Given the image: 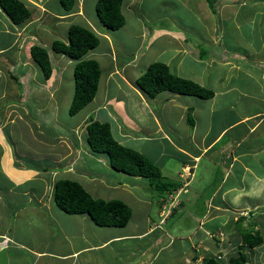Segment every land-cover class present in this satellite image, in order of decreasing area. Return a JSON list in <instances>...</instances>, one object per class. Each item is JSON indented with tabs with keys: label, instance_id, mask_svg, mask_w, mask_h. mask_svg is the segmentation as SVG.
<instances>
[{
	"label": "crops",
	"instance_id": "0c3cea01",
	"mask_svg": "<svg viewBox=\"0 0 264 264\" xmlns=\"http://www.w3.org/2000/svg\"><path fill=\"white\" fill-rule=\"evenodd\" d=\"M23 1L31 10L30 17L23 23H13L0 8V264H85L88 261L89 264H131L135 261L155 264L158 256L163 251L167 254L173 243L181 249L172 257L167 254L168 258L162 264H176L177 261V264H204L210 257L219 260V264H226L240 249L241 231L246 230V225L252 226L251 229L263 237L262 243L247 248L250 262L264 263V0H238L239 3L223 0L216 13L211 11L218 18L217 27L214 24L210 27V30L215 29L213 33H219L218 24L224 18L227 19L224 23L234 25L236 29L254 25V30L251 27L239 35L244 36V47L250 48L249 52H244L241 61L220 60L226 66L225 76L209 98L170 90L149 98L140 91L135 83L139 65L134 59L119 64L121 59L115 49V39H119L102 24L99 26L94 15L97 0H75L70 12L62 7L54 11L49 3L53 0ZM141 2L124 0L122 13L135 4L142 7ZM149 4L158 3L149 0ZM208 6L207 0H201L195 10ZM228 7L232 9L228 10ZM165 14L169 16V13ZM39 16L40 20L35 21ZM48 17L52 19L46 21ZM159 17L160 14L154 18L159 20ZM63 19L87 26L100 36L99 44L84 57H94L97 61L100 56L106 57L104 65L110 64L103 71L106 81L110 75H117L134 91L139 105H146L150 115L141 140L147 142L141 143L144 149L136 150L157 164L165 179L177 182V189L159 193L146 177L116 171L107 164L108 159L94 157V152H88V145L82 146L89 153L86 154L88 159L103 162L106 168L97 166L102 168L98 170L100 174H90L84 168L75 170V165L86 163L79 158L78 145L61 135H54L60 136L58 139L49 137L48 140L43 133L37 139L31 135L30 110L20 99L21 95L29 97L27 102L40 107V117L33 111L31 116L35 118L34 127L39 129L43 124L49 126L51 123L53 117L49 114H55L57 110L55 98H62V78L64 71L69 69V103L72 98L74 61L67 59L71 60L72 67L65 69L68 62H61V56L56 54L53 61L62 65L58 66V73L52 70L44 82L36 80L40 87L27 85L23 92H20L19 84V77L25 83L27 79L34 80L30 46L37 42L45 49V44L51 46L52 41L42 37L40 27L49 26L52 34L58 35L61 32L59 24H64L65 30L68 27ZM144 30L145 34H139L146 40L147 26ZM150 34L151 30L149 39L152 38ZM217 38L220 40V35L211 37L213 46L217 44ZM62 40L66 41L67 37ZM175 49L176 52L197 54L187 42ZM13 62L22 66L15 73L11 69ZM98 63L102 73V64ZM147 66L144 62L142 71ZM97 95L100 99L94 101ZM95 96L76 112L88 116L83 121L84 128L90 119L98 120L94 116H98V111L105 109V102L109 101L99 86ZM110 100L113 102L114 98ZM153 102L162 112L154 113V108L150 107ZM173 105L181 111L177 117L176 113L170 112ZM189 109L193 125L186 120ZM28 121L31 122L30 129ZM81 131L76 132V140L82 141ZM16 137L19 140L13 143L11 138ZM84 141L87 144L86 128ZM206 154L209 162L204 164ZM37 156L44 159L35 161ZM169 159L176 162L170 163ZM59 178L79 182L94 197L120 199L126 203L131 208L126 225H98L87 213L71 214L59 208L53 198L54 183ZM174 226L187 227L184 231L187 235L180 236L179 228L173 229ZM178 239L180 242H176ZM186 240L191 242L186 245ZM102 255L104 257L100 258ZM88 256L94 259L90 260Z\"/></svg>",
	"mask_w": 264,
	"mask_h": 264
},
{
	"label": "rangeland",
	"instance_id": "374dc122",
	"mask_svg": "<svg viewBox=\"0 0 264 264\" xmlns=\"http://www.w3.org/2000/svg\"><path fill=\"white\" fill-rule=\"evenodd\" d=\"M53 1L54 2H49V3L52 4L54 11L61 10L60 3L57 0H53ZM200 1L201 0H197V2L196 0H186V1L157 0L158 3L157 5H150L149 0H142L140 4V6L143 5L142 7H139L138 4H135L133 7L129 8L128 10L125 8L124 9L125 24H126L125 27L123 25L116 30L107 29L110 34H115L119 39V41L115 39L116 53L118 57L121 59L118 60L119 64L125 63L129 59L136 60V62L139 65V68L137 69L135 75L137 74L140 75L143 72L142 65L144 62H147V64H149L153 61H158V60L164 62L168 61L167 64L169 65L173 73H175L176 75L196 81L200 85L210 88L212 90L218 88L220 85L219 80L225 76L224 70L226 69L225 63L221 62L220 60L229 59L230 61L235 62V60L237 59L240 60V58L244 56V52H249L250 50V48L247 45L244 47V43H243L244 38H240V40L236 38L233 41V44H235V46L232 47L228 52H226V55L223 54L225 53V50L228 49V47L224 46V42L232 38V37L227 38L226 36L223 37V33L225 32V33H230V35H233V33L235 32L234 30H237L238 32L242 33L243 30L250 29L251 27L253 28L254 25L253 26L242 25V26H238V29H236V26L234 25L229 26L228 24H226L224 25L225 27H223L224 31L220 28L219 33L216 32L213 33L215 29L210 30V27L212 24H214L217 27V23H218L217 14H213L211 12V9H209L210 6L200 11L195 10V6L197 7ZM222 1L223 0H216V1L213 0L212 4L216 9H218L219 3H221ZM236 1L237 3H239L238 0ZM152 3L154 4L155 1H152ZM207 5H209L208 2ZM227 9L230 10L232 8L228 7ZM165 13H169V16H166ZM159 14H160L159 20L158 18H154ZM94 15L97 17L95 6H94ZM145 15L149 16V18L146 17ZM40 17L41 16H39L38 19H35V21H39ZM51 19L52 18L48 17L46 18V21H50ZM63 20L66 21L67 25L72 23V22L69 23L68 19H63ZM224 20L226 21L227 19L224 18ZM97 21L99 22V26H101L98 17H97ZM145 26H147L149 30L146 34L147 37L146 40L142 39L139 34L145 31L144 30ZM221 26L223 25H218V27ZM45 27L41 26L40 28H42L41 30L42 37L46 41L50 42L53 41L54 39L62 40L63 38L67 37V30H65L64 24H59V28L61 32L58 35L52 34L51 27L49 26H45ZM150 30H151L150 35L152 36L151 39H149L148 37ZM214 35H220V40L219 38H217L218 39L216 41L217 44L213 46L211 37L213 38ZM147 41H149L150 44ZM183 42L189 43L197 54L191 55L190 54L191 52L190 53L176 52L175 48H178V46L181 45V43ZM117 43L119 44L118 47L116 46ZM35 44H38V42ZM256 45H261V44L256 43ZM45 46L49 55L52 70L54 72L58 73L57 71L58 66L59 65L60 67L62 66L61 64H58L56 61H53V55L55 54L57 56H61L62 58V60H60L61 62L63 61L68 62V65L65 69H69L72 67L71 60H67L70 59L69 57H67L64 54L53 51L50 44H45ZM162 50H164L163 53L161 52ZM199 52L200 54L198 55ZM106 59L107 58L103 56L99 57L98 62L102 64V73L100 74L98 86L101 88L105 96L109 98V101L105 102L107 105L105 106V109H101L100 111H98L97 114L99 115L94 116V118H98L99 121L100 120L106 121L110 124L112 135L118 141L119 144L134 148L135 150L144 149L141 143L146 144L147 141L141 140V138L144 136L145 133L144 129L149 122V117H148V115H150L148 113L149 110L148 108L146 109V105L142 103H140L139 105L138 103L139 101L136 98L134 91L128 88L123 81L119 80V77L117 75L115 74L110 75L111 77L108 78V81H106L105 78L106 73L103 74V71L107 69L106 66L110 67V64L104 65ZM33 64L35 68L34 80L27 79V83H25L24 82L25 80L23 81V79L19 77V84L21 86L20 92L21 91L23 92L25 87L31 85H34V87L36 88L40 87V85H37L36 80H39L40 82H44V77L38 64H36V62L34 61ZM19 66L21 65L18 62H13L11 64L12 71L14 73L18 71ZM70 76H71L70 69L65 70L64 77L62 78V85H63L62 91L61 92L59 91L61 93L62 98L58 96L55 98L56 100L54 103V107L57 108V110L56 112L54 111L55 114L52 112L49 114L53 117L49 126L43 124L40 129L34 127V123L36 122H35V118L31 117L32 111L34 112L36 117H40L41 112H38L40 107L37 106L36 104L33 105L30 102H27L29 100V97L26 98L24 95L20 96V99L25 101L26 107L30 110L29 112L27 111L29 114L28 117L29 119H31L33 124L30 132L35 139H37V136L42 133L44 134V138L47 140L49 137H54L56 139L60 137L54 135L65 136L70 143L73 142L74 143L73 145L76 144L80 147L79 158L84 160V162H86L84 164L79 163L75 165L74 169L78 170L80 168H84L87 169L90 174H94V173L100 174L101 172L98 170L100 169L102 170V168L104 169L106 168L103 162H95L93 159H91V157L90 159H88V155L86 154L94 152L93 153L94 157L100 156L101 158L103 157L105 159H108L106 153L103 152L98 153L91 149H88L89 152L88 153L85 149L82 148V146L84 147V145H87L84 141L85 128L83 126V121H85V119L88 116L81 112L75 113L73 115H70L68 113V107L70 103L67 96L71 84ZM202 78L203 80H201ZM117 80L119 81L117 82ZM245 81L248 84L246 79ZM111 97L114 98L113 102L110 100ZM98 99H100V97L97 95L95 96L94 101H97ZM37 100L40 101L39 99ZM155 100L156 99H153V101ZM150 107L154 108L155 114H159V112L161 111V108L157 106L155 102L150 103ZM173 107L174 109L170 112L176 113L175 116L177 117L179 113H181V111L177 105H173ZM48 116L44 118L47 119ZM55 117L56 120H54ZM186 120H187V115H186ZM131 121H133V123ZM30 123L31 122L28 121L29 129L31 127ZM54 125L57 126L54 127ZM80 129H82L81 131L82 141L76 140L75 138L76 132ZM11 139L13 143H15V140H19L17 137L16 139L13 138ZM29 140H32V138H29ZM33 143L34 141L32 140L31 144ZM43 145L46 146L47 144H43ZM83 150H85V154L83 153ZM37 157L38 158H36L35 161H41L44 159V158H40L39 156ZM168 162L173 163L176 162V160L169 159ZM203 162L204 164H207L209 162L208 154L204 155ZM107 164L109 165V162ZM97 166H101L102 168H97ZM168 168L171 169V167ZM169 171H173V170H169ZM218 171L221 170L218 169ZM92 185L94 188V181L92 182ZM132 207L135 208V206ZM251 215H254V213H252ZM246 227H247L246 229L252 228V226L250 225H246ZM174 228H179L180 236L187 235V233L184 232L185 229H187V227L174 226L173 229ZM176 242H180V239L176 240ZM189 242L191 241L186 240L185 244L188 245ZM180 249H181L180 245L177 246V243H173L170 247H168L167 254L169 257H172ZM165 252L166 251H163L158 256V258L155 260V264H162L165 262V260L168 258ZM92 255L94 256V254ZM102 257L104 256L103 255L100 256V258ZM87 258H89L90 260L94 259V257L91 256H88ZM258 261L260 263L263 262L260 259H258ZM88 262H86L85 264H89ZM134 263L138 264L137 261H135ZM177 263L178 261L176 262V264Z\"/></svg>",
	"mask_w": 264,
	"mask_h": 264
},
{
	"label": "trees",
	"instance_id": "16d2710c",
	"mask_svg": "<svg viewBox=\"0 0 264 264\" xmlns=\"http://www.w3.org/2000/svg\"><path fill=\"white\" fill-rule=\"evenodd\" d=\"M58 2L62 9L70 12L75 0H59ZM122 2L123 0L96 1V15L105 28L116 30L124 25ZM207 2L211 11L216 13L218 9L213 6V0H207ZM0 8L13 23H23L31 15V10L23 0H0ZM224 22L225 20L222 19L218 24L223 25L220 27L222 30L226 25ZM234 31L233 35L223 33V37H232L224 42L225 46H228V51L235 46L233 41L236 38L240 40L244 37L243 34L242 37L239 36L241 32ZM242 33H245V30ZM99 42L100 36L93 29L82 24L70 23L67 27V40L54 39L51 43L53 51L64 54L74 61L72 68L73 94L68 107L70 115L78 112L95 96L101 73L100 66L95 58H85L84 55L96 47ZM227 50L225 53L228 52ZM30 54L38 64L43 77L48 78L51 75L52 66L47 50L33 44L30 46ZM135 83L140 91L149 98L155 97L163 90L202 98H209L214 93L212 89L204 87L196 81L176 75L163 61L149 63L145 70L137 76ZM187 122L189 125H193L190 109L187 112ZM85 128L86 142L89 148L98 153H106L109 164L116 171L146 177L150 185L159 193L173 191L179 186L177 182L165 179L159 166L144 154L134 148L119 144L113 137L108 122L90 119ZM53 198L56 205L65 212L87 213L90 219L98 225L121 227L126 225L131 215V208L120 199L94 197L79 182L72 179H57L54 183ZM262 241L263 237L258 231L242 230L240 249L235 255L228 258L226 264H252L246 250L259 245ZM204 264L219 263L216 258L210 257L205 259Z\"/></svg>",
	"mask_w": 264,
	"mask_h": 264
},
{
	"label": "bare ground",
	"instance_id": "6f19581e",
	"mask_svg": "<svg viewBox=\"0 0 264 264\" xmlns=\"http://www.w3.org/2000/svg\"><path fill=\"white\" fill-rule=\"evenodd\" d=\"M128 107V106H127ZM103 113V112H102ZM99 115V114H98ZM114 122V121H113ZM113 228V227H112ZM107 229V228H106Z\"/></svg>",
	"mask_w": 264,
	"mask_h": 264
},
{
	"label": "clouds",
	"instance_id": "9594fccd",
	"mask_svg": "<svg viewBox=\"0 0 264 264\" xmlns=\"http://www.w3.org/2000/svg\"><path fill=\"white\" fill-rule=\"evenodd\" d=\"M217 257H219V256H217Z\"/></svg>",
	"mask_w": 264,
	"mask_h": 264
}]
</instances>
